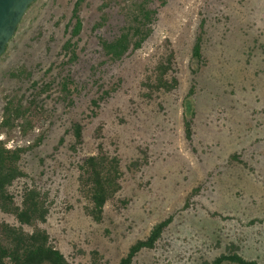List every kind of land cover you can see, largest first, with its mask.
<instances>
[{"label": "rangeland", "instance_id": "374dc122", "mask_svg": "<svg viewBox=\"0 0 264 264\" xmlns=\"http://www.w3.org/2000/svg\"><path fill=\"white\" fill-rule=\"evenodd\" d=\"M76 2L35 0L0 57V123L7 106L22 114L0 129L24 148L15 201L40 190L39 226L71 264H118L167 218L132 264H264V0H80L74 35ZM141 5L156 10L150 36L111 59L101 40ZM162 72L177 83L157 86ZM100 147L120 158L122 188L97 222L77 166Z\"/></svg>", "mask_w": 264, "mask_h": 264}, {"label": "trees", "instance_id": "16d2710c", "mask_svg": "<svg viewBox=\"0 0 264 264\" xmlns=\"http://www.w3.org/2000/svg\"><path fill=\"white\" fill-rule=\"evenodd\" d=\"M79 3L80 0H77L72 15V18L76 19L74 35L80 32L82 26L78 14ZM141 6L139 12L130 18V24L124 25L116 37L112 40H101L103 49L111 59L120 60L130 52L139 49L150 36L156 10L143 11L144 7L141 8ZM193 55L201 56L199 40L194 45ZM164 75L165 72H162L158 77L157 86L170 88L177 83L172 79L171 84ZM20 116L22 114L18 110L10 112L7 106L0 129L6 125L14 126V119ZM186 127L187 132L190 133L189 120H186ZM23 130L25 131V128ZM75 134L77 139H81V125H77ZM23 151L24 148L21 146L7 147L0 139V209L12 214L19 223L14 225L0 221V264H71L64 253L54 245L48 231L39 226L46 221L49 212L40 190L34 186L25 187L19 203L15 201L14 195L9 190L15 180L24 176L19 166ZM77 167L78 191L85 200V211L93 220L100 222L106 204L122 188L120 158L117 155L108 154L100 147L97 153L86 156ZM169 222L170 219L167 218L156 223L146 238L137 240L129 247L118 264H132L135 256L142 249L153 248ZM24 225L31 226V229L26 230ZM224 261L236 264H258L257 261L247 260L237 253L218 256L211 264H221Z\"/></svg>", "mask_w": 264, "mask_h": 264}, {"label": "water", "instance_id": "95a60500", "mask_svg": "<svg viewBox=\"0 0 264 264\" xmlns=\"http://www.w3.org/2000/svg\"><path fill=\"white\" fill-rule=\"evenodd\" d=\"M35 0H0V57Z\"/></svg>", "mask_w": 264, "mask_h": 264}]
</instances>
